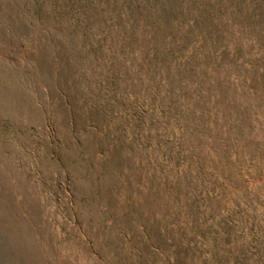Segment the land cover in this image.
<instances>
[{"label":"rangeland","instance_id":"374dc122","mask_svg":"<svg viewBox=\"0 0 264 264\" xmlns=\"http://www.w3.org/2000/svg\"><path fill=\"white\" fill-rule=\"evenodd\" d=\"M0 264H264V0H0Z\"/></svg>","mask_w":264,"mask_h":264}]
</instances>
